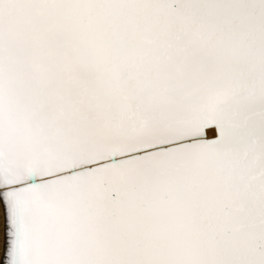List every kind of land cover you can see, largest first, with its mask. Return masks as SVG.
I'll use <instances>...</instances> for the list:
<instances>
[{
    "label": "snow or ice",
    "instance_id": "obj_1",
    "mask_svg": "<svg viewBox=\"0 0 264 264\" xmlns=\"http://www.w3.org/2000/svg\"><path fill=\"white\" fill-rule=\"evenodd\" d=\"M0 264H264V0H0Z\"/></svg>",
    "mask_w": 264,
    "mask_h": 264
},
{
    "label": "rangeland",
    "instance_id": "obj_2",
    "mask_svg": "<svg viewBox=\"0 0 264 264\" xmlns=\"http://www.w3.org/2000/svg\"><path fill=\"white\" fill-rule=\"evenodd\" d=\"M3 239V218H2V211H0V242Z\"/></svg>",
    "mask_w": 264,
    "mask_h": 264
}]
</instances>
